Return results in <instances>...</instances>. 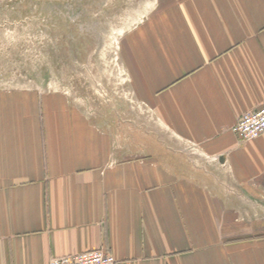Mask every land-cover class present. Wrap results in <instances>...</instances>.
<instances>
[{
    "label": "crops",
    "instance_id": "crops-1",
    "mask_svg": "<svg viewBox=\"0 0 264 264\" xmlns=\"http://www.w3.org/2000/svg\"><path fill=\"white\" fill-rule=\"evenodd\" d=\"M125 35L152 135L66 91L0 89V264H264V133L233 131L264 103V0H156Z\"/></svg>",
    "mask_w": 264,
    "mask_h": 264
},
{
    "label": "rangeland",
    "instance_id": "rangeland-1",
    "mask_svg": "<svg viewBox=\"0 0 264 264\" xmlns=\"http://www.w3.org/2000/svg\"><path fill=\"white\" fill-rule=\"evenodd\" d=\"M155 3L0 0V89L66 91L84 111L112 124L118 136L137 140L138 122L152 135L153 114L137 101L122 40ZM121 123L128 126L120 130ZM187 150L178 146L176 152L195 156Z\"/></svg>",
    "mask_w": 264,
    "mask_h": 264
},
{
    "label": "built area",
    "instance_id": "built-area-1",
    "mask_svg": "<svg viewBox=\"0 0 264 264\" xmlns=\"http://www.w3.org/2000/svg\"><path fill=\"white\" fill-rule=\"evenodd\" d=\"M233 126V131L243 141L254 139L264 133V103L245 112ZM50 264H117L113 253L104 248H96L75 254L53 256Z\"/></svg>",
    "mask_w": 264,
    "mask_h": 264
}]
</instances>
